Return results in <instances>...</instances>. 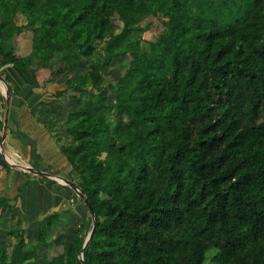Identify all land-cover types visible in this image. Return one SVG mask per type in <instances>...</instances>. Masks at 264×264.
<instances>
[{
	"label": "trees",
	"instance_id": "trees-1",
	"mask_svg": "<svg viewBox=\"0 0 264 264\" xmlns=\"http://www.w3.org/2000/svg\"><path fill=\"white\" fill-rule=\"evenodd\" d=\"M153 17L164 30L149 40ZM49 65L66 76L55 96L75 104L59 170L95 226L83 262L92 219L40 253L59 212L22 226L21 183L3 194L1 161L0 232L14 241H0V264H205L209 249L215 264H264V0H0V71Z\"/></svg>",
	"mask_w": 264,
	"mask_h": 264
},
{
	"label": "crops",
	"instance_id": "crops-1",
	"mask_svg": "<svg viewBox=\"0 0 264 264\" xmlns=\"http://www.w3.org/2000/svg\"><path fill=\"white\" fill-rule=\"evenodd\" d=\"M20 43L21 42H18L19 45ZM29 52L30 43L29 48L25 51H22V49L17 50L16 48V53L19 56H25ZM81 64L83 65V69H85V57H82ZM50 65L47 68L41 67L37 69L33 75L31 73L13 68L10 72H8V76H5L4 73L0 71V74L3 77L5 76L8 80L7 87L11 96L10 106H13V108L9 109L7 118V126H9H6V136L3 140V146L4 143L8 146L9 151H6L5 153V157L8 161L11 159L13 161H17L16 159L18 158L20 160V166H29L36 170L41 169L42 172L48 169L51 173L55 174L53 175L54 179L55 176L61 175V177L70 178L72 175L70 171L63 174V167L66 165L68 167V164L65 160H63V157L58 152L59 149L55 139L57 137L61 138V142L64 144L69 142V136L64 131V121L66 118L65 109L73 107L75 104L68 101L67 95L60 97L54 96V91L62 89L61 85L64 84L66 76L62 75L56 78L52 76ZM33 80L35 81L36 86H31L30 83H32ZM3 93V90H1L0 120L2 121L5 115L6 98V95ZM43 123H45L47 127H45ZM56 127L57 129L54 130ZM0 132H2L1 126ZM29 147H33L38 152H35V150L29 151ZM33 163H36L37 166L41 167L38 168L37 166H34ZM55 166L58 168H53ZM1 168L2 164L0 162V175L3 173ZM59 169H62L63 173H61ZM16 171H18V169H11L8 172L10 177L5 179L6 186L11 183L10 181H12V178L14 180V174L16 176L15 182L17 183L25 179ZM31 178L34 179L35 176H31ZM54 188L55 194L53 197L50 194L51 189L46 186L43 187V191L42 188L38 191L44 205L48 206V208L52 210H54L53 208L59 206V200L61 198H67L70 194L62 187L55 186ZM79 208L80 207H78V209ZM80 209L79 211H81Z\"/></svg>",
	"mask_w": 264,
	"mask_h": 264
},
{
	"label": "rangeland",
	"instance_id": "rangeland-1",
	"mask_svg": "<svg viewBox=\"0 0 264 264\" xmlns=\"http://www.w3.org/2000/svg\"><path fill=\"white\" fill-rule=\"evenodd\" d=\"M109 20L115 25L113 28V29H115L114 31H117L120 28L121 23L116 18V15H112L109 18ZM149 21H150V28L148 31L144 32L143 35L146 39L155 40L160 35V33H162V31L164 30V24L159 19L154 18V17L149 18ZM30 37H31L30 32L21 33L17 37V43H16L17 50L22 49V51H25L26 49H28L29 43H30ZM18 42H21L20 45L18 44ZM125 65H126V61H121L119 63L117 62V63L113 64L111 69H109L105 73V77L111 81H115L116 78L121 73V70L124 68ZM50 69L53 70V66ZM49 83H51V82H49ZM0 86H1L0 91L3 90V92H4L3 94L6 95L5 85L0 82ZM7 89H8V87H7ZM46 92H47V89H46ZM54 96H55V93H54ZM3 102H4V98H3ZM2 122H4V119ZM2 128H3V123H2ZM7 131H8V129H7ZM0 135H2V132H0ZM32 150H35V149L33 147H29V151H32ZM6 151H9V149H8V146L4 143V146L2 148L0 147V162L2 160H4L3 153H4V156H6V154H5ZM35 152H37V151L35 150ZM16 160L17 161L14 160V163L20 164L19 163L20 160L18 158ZM9 162H13V160L11 159V160H9ZM32 162H34V161H32ZM33 164H34V166H37L36 163H33ZM37 167L40 168L41 166L40 167L37 166ZM12 169H16V168L12 167ZM39 171H41V169ZM44 173L47 175L41 176L37 173L31 174L29 172L27 175H23L24 178H25V176L29 177V180H23V181L19 182V183H21V188H20L19 192H21L23 197H22V203H21L22 209L18 210V212H20L18 214H19V217L22 219L21 220L22 226L27 227L29 230H34V227H36V225L31 224V223L34 222L35 216L37 217V215H38V218L42 219L43 215H45L49 211L51 212V210H52V209H49L48 206L44 205L41 196H39V194H38L39 189L42 188V191H43L44 186L51 189L50 194L52 197L55 194L54 193V191H55L54 187L55 186L56 187H62L64 189H66L68 191V193H70L67 198H64V199L61 198L59 200V202H60L59 206L53 208L54 210L59 212L58 215H59V219H60L61 223L59 224V226L52 227L51 232L48 233V235H47L49 237V242L46 245H44L43 247H41V249H39L40 253L45 251V252H47L48 256L50 257V256L56 255V254L61 252V248H62L63 243H68L69 241L73 240L75 231L78 229V224L80 222L85 223L86 228H87L86 232H87L88 227L90 226L89 223L91 221V218H90L89 213L85 209H83L84 205L82 206L80 204V202H78L77 194L70 187H66V186H64V184L60 183V182H62V180H60V182H59V180H57L56 178L54 179L53 175H55V174L51 173L50 170L47 169L46 171H44ZM31 176H35V178L32 179ZM15 178H16V176L14 174V179ZM0 187H1V185H0ZM2 191H3V194L11 196L12 190H11L10 185H8V186L4 185ZM49 192H50V190H49ZM78 207L81 208V209L79 208L81 211H79ZM3 214H4V212L0 211V215H3ZM9 225H13L15 229H18L20 227L19 224H16V223L13 224L12 222H10ZM7 226H3V227L5 228ZM0 241H5V242L8 241V242L12 243L14 241V238L7 236V235L3 234L2 232H0ZM213 252H214V249H209L206 252L205 264H215L214 262H212L210 260V257L213 254Z\"/></svg>",
	"mask_w": 264,
	"mask_h": 264
},
{
	"label": "water",
	"instance_id": "water-1",
	"mask_svg": "<svg viewBox=\"0 0 264 264\" xmlns=\"http://www.w3.org/2000/svg\"><path fill=\"white\" fill-rule=\"evenodd\" d=\"M0 82L3 83L6 87V98H5V115H4V122H3V130H2V135H1V142H0V147L2 148L3 147V140L5 139V136H6V126H7V118H8V113H9V109H10V103H11V96H10V92L9 90L7 89V81L5 80V78L0 75ZM3 157H4V160L5 162L10 165L11 167H14L16 169H18L19 171H26V172H29V173H37V174H40V175H47L45 174L44 172H41L39 170H36V169H33L29 166H20V165H17L13 162H9L6 157L4 156V153H3ZM55 178L57 180H62V184L64 185H67L69 186L76 194L77 196L82 200V202L86 205V207L88 208V211L90 213V216H91V219H92V228L90 230V232L88 233L83 245H82V248L81 250L79 251V254H78V257L79 259L83 262V256H82V252L83 250L85 249L86 245L88 244L89 242V239L92 235V232H93V229H94V226H95V217H94V211L90 205V202L89 200L79 191V189L67 178H64V177H61V176H55Z\"/></svg>",
	"mask_w": 264,
	"mask_h": 264
},
{
	"label": "clouds",
	"instance_id": "clouds-1",
	"mask_svg": "<svg viewBox=\"0 0 264 264\" xmlns=\"http://www.w3.org/2000/svg\"><path fill=\"white\" fill-rule=\"evenodd\" d=\"M24 172H26V171H24Z\"/></svg>",
	"mask_w": 264,
	"mask_h": 264
}]
</instances>
